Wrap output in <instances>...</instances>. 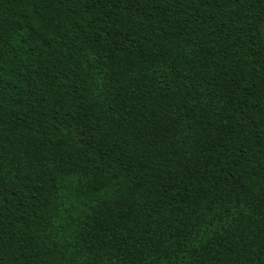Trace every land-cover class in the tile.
Masks as SVG:
<instances>
[{
	"label": "trees",
	"instance_id": "trees-1",
	"mask_svg": "<svg viewBox=\"0 0 264 264\" xmlns=\"http://www.w3.org/2000/svg\"><path fill=\"white\" fill-rule=\"evenodd\" d=\"M0 264H264V0H0Z\"/></svg>",
	"mask_w": 264,
	"mask_h": 264
}]
</instances>
